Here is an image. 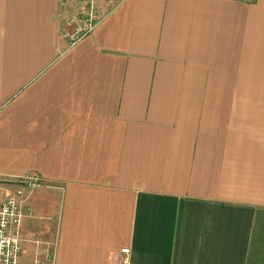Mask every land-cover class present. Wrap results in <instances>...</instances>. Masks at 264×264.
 I'll return each instance as SVG.
<instances>
[{
	"label": "crops",
	"instance_id": "0c3cea01",
	"mask_svg": "<svg viewBox=\"0 0 264 264\" xmlns=\"http://www.w3.org/2000/svg\"><path fill=\"white\" fill-rule=\"evenodd\" d=\"M82 6L0 0L16 264H264V0Z\"/></svg>",
	"mask_w": 264,
	"mask_h": 264
},
{
	"label": "built area",
	"instance_id": "2783aa9c",
	"mask_svg": "<svg viewBox=\"0 0 264 264\" xmlns=\"http://www.w3.org/2000/svg\"><path fill=\"white\" fill-rule=\"evenodd\" d=\"M81 1L84 2L87 9L77 18L73 29L69 33L63 34L69 45H73L89 35L97 22L96 12L91 6L93 0ZM25 185L29 187L33 185V182L26 181ZM17 195L18 193H10L0 188V264H16L20 253V242L17 236V228L20 222ZM128 254L127 248L120 250L122 256L120 264H127Z\"/></svg>",
	"mask_w": 264,
	"mask_h": 264
},
{
	"label": "rangeland",
	"instance_id": "374dc122",
	"mask_svg": "<svg viewBox=\"0 0 264 264\" xmlns=\"http://www.w3.org/2000/svg\"><path fill=\"white\" fill-rule=\"evenodd\" d=\"M81 4L83 5L82 6V10L78 13L77 16H75V18H74L75 20L71 19L69 21V23H72V24L76 23V20H77L78 17H80V14H82L87 9V6L84 4V2L81 1ZM108 5H109V0H93L92 3H91V6L95 10V12H96L95 14L97 16L99 14L98 12H100V10H102L104 8H107Z\"/></svg>",
	"mask_w": 264,
	"mask_h": 264
}]
</instances>
